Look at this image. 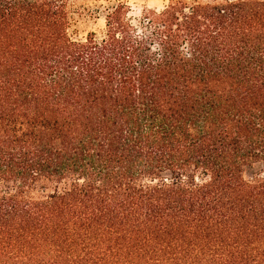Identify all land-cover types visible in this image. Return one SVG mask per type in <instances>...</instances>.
I'll return each mask as SVG.
<instances>
[{"label": "trees", "instance_id": "obj_1", "mask_svg": "<svg viewBox=\"0 0 264 264\" xmlns=\"http://www.w3.org/2000/svg\"><path fill=\"white\" fill-rule=\"evenodd\" d=\"M129 11L0 0V264H264V0Z\"/></svg>", "mask_w": 264, "mask_h": 264}, {"label": "rangeland", "instance_id": "obj_2", "mask_svg": "<svg viewBox=\"0 0 264 264\" xmlns=\"http://www.w3.org/2000/svg\"><path fill=\"white\" fill-rule=\"evenodd\" d=\"M70 16V33L75 38H84L89 32L101 36L106 28V14L118 2H126L129 16L138 18L144 8L163 9L169 0H64ZM257 164L251 171H259Z\"/></svg>", "mask_w": 264, "mask_h": 264}]
</instances>
